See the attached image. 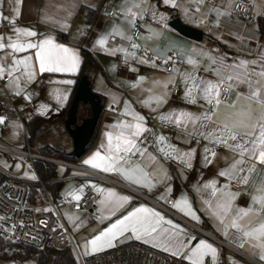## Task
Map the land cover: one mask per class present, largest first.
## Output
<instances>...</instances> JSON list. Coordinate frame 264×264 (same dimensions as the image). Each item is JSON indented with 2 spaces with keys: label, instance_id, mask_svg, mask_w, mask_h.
I'll use <instances>...</instances> for the list:
<instances>
[{
  "label": "crops",
  "instance_id": "1",
  "mask_svg": "<svg viewBox=\"0 0 264 264\" xmlns=\"http://www.w3.org/2000/svg\"><path fill=\"white\" fill-rule=\"evenodd\" d=\"M234 1L202 0L201 2V0H172V2L166 5L164 4V0H143L144 6L149 4L154 6L156 9V17L153 19L151 13H149L145 18L140 19V33L136 39L132 38V42L140 45L139 49H148L151 54L160 56L162 59H167V56L171 52H176L182 62L181 65H173L172 70H176L174 76L175 86L169 85L168 94L165 96L166 102L163 103H157L153 98L155 95L164 91L160 85H154L153 81H164L170 77V73L172 72V70L166 71L163 62H156L155 66L139 63V57L143 55L139 53V49L136 52V59L129 57L126 60L125 55L121 52L113 55L115 46L128 47L129 51H131L129 42L120 36L110 37L108 44L103 49L94 43L100 33L110 30L113 25L121 26L127 35L132 36L133 29L129 30V26L126 23L122 24L121 20L119 10L127 6L124 0H22L20 15L16 19L14 26L30 27L41 35H52L58 43H63L78 52L80 65L81 53L79 44H82L86 49L91 51L99 62V69L95 73L87 72L85 76L89 82L90 92L94 95L91 104L94 108H99L100 113L89 142L76 164L85 166L82 163L83 160L97 150L98 146L104 140V133L111 130V126L116 121L130 120L131 117L125 116L122 113L134 109L145 117L146 127L150 131L142 134V136H145L146 141H148L147 152L143 157H135L136 159L134 161L132 160V162H139L150 175L149 179L154 183L151 190L149 191L146 187L126 181L118 173H105L93 169L90 166L85 167L120 180L128 186L144 192L149 198L155 201L164 202L168 197H172L174 202L182 193H186L193 207L199 210L197 214L200 216V221H193L171 206L177 214L188 221V223L181 222L158 209L152 202L140 200L137 196L117 185L104 180L76 177L79 172L72 175L75 177L73 179H77L79 182L71 184V191H76L81 185H92L93 183L104 188H113L118 193L131 197V200L125 204V208L130 210V207H136L143 203L148 207L160 211L165 218L173 219L175 223L181 224L190 236L206 239L210 243H213L219 253L217 264H223V262L231 263L229 257L236 261L237 264H261L258 255L253 253L248 243H245L244 247H239L236 242L230 239L231 235L234 234V230H229V238H226L222 232L217 231L218 228H221V225L203 210L202 198L211 199L210 190L201 189L200 195H197V192L193 190L194 185H202L205 181L214 177L218 179L217 187L226 183L225 178L217 177V173L220 169L232 162L234 154L223 146H215L216 156L211 158L212 163L206 166L203 159V150L205 146L212 147V145L208 144L198 133L211 131L217 124L232 117L235 112L247 108L249 101L245 97L249 92L248 86L236 80L229 82L226 78L227 72H225L224 82L231 88V99L228 102H221L216 108L211 118L212 122L203 121L195 125L196 135H189V133L193 132L194 128L191 123L187 124V131H185L184 125L177 127L172 123V129L165 130L161 125L169 122L159 118L161 114L168 113L170 109H186L192 113H200L207 109L206 105L198 106L197 103L199 101L195 104H190L183 98L184 84L182 83V76L185 73H189L197 79L201 77L214 80L218 79V77H215L211 73L205 72L209 61L203 53L226 57L227 63L230 64L238 59L249 62L256 60L257 64L252 65L250 63L248 69L252 73L251 80L254 82V86L255 82L260 80V77L253 72V69L258 72L260 65L264 64V61L259 60L261 54L264 53V0L253 1V10L256 13V25L254 27H245L244 19L232 18L230 16L229 12ZM131 2L132 0H129V3ZM102 6L113 9L114 14L109 16L101 12L100 8ZM198 7L200 11H197ZM88 8L96 12L95 17L90 23H87L86 17ZM210 9H219L225 14L221 15L217 21L215 11H209ZM69 12L71 15L68 14ZM204 12H207L206 16L202 15ZM0 14L6 17L12 16L8 0H3L2 6H0ZM161 14L165 16L163 21L160 20ZM173 18H178L182 24L197 30L200 37L194 39L176 31L169 25L170 20ZM3 24H6V26L3 27ZM62 25H66V27H62ZM12 27L13 25L8 21L0 20V35H4L6 38L11 33ZM149 29L155 31L150 32ZM57 31L65 32L67 40L60 41L57 39L55 37V32ZM0 55H3V53L0 52ZM189 55L197 60L196 64L190 65L188 63ZM79 68L75 73L71 74H41L37 71L36 78L30 83L24 82V77L21 75L20 95L13 94V90L7 87L8 81L4 84L5 88H7H4V90L12 98H15V103H21L24 110L26 109L25 102L31 101L33 109L30 111L33 112L32 115L51 118L60 114L67 103L73 99L74 91L81 79V77H78ZM132 69H135V71H132ZM139 76L145 77V80L138 81ZM69 79L73 81L71 85L61 83V81ZM133 83H135V86H133ZM174 88H177L176 94H173ZM25 90L31 94L30 100L25 99ZM65 91L68 92V98L61 107L57 104L54 97L57 92L63 93ZM237 93L240 95L238 96ZM125 100L128 101L127 107L124 104ZM234 101L235 107L233 106ZM41 105H48L49 107L47 110H44ZM253 112L254 114L259 113V109L255 105H253ZM23 119L25 121V118ZM157 135H164L168 143L176 145L181 151H187L189 148L197 149L195 154L188 160L192 167H186L179 160L165 159L162 154L158 153L156 151L157 145L155 144V137ZM192 136L199 138L200 141L197 143L192 141ZM153 155L156 156L155 160L151 159ZM63 167L65 168V172L62 178L67 176L69 169L65 166ZM34 172L41 179L35 168ZM165 173L170 179H164ZM262 178H264V167L257 165L256 169L249 174L248 184H243L242 189L232 188L230 186L232 192L239 193L235 200L237 207H247L249 205L251 201L250 193L253 191L252 186L254 184L258 185ZM89 181L91 182L89 183ZM50 182L54 183L53 188H55V185L57 188L58 183L61 181L57 179V181ZM168 185H171V192L165 191ZM162 194L164 195V199H159ZM99 195L98 192L96 203L90 211L72 210V215L76 219V223H80V227L77 228L74 226L73 231H75V236L81 244L82 237H90L93 230L106 227L109 220L118 218L120 212L124 211V208H122L115 217H110L109 220H99L98 217L101 215L100 205L97 203ZM58 198H61V196ZM213 203H215L214 199ZM256 219L258 217L253 215L248 217L244 222L247 223V220L254 221ZM129 241L137 240L134 238L129 240L125 236L123 241L120 238L114 241V246ZM137 242L143 243L142 241ZM195 242L193 241V244ZM147 246L153 248L150 244H147ZM75 249L77 250L76 247ZM156 250L163 252L161 249ZM168 255L171 256L170 254ZM171 258L173 260L172 264H180L178 258L172 256ZM206 260L208 264H212L210 258H206Z\"/></svg>",
  "mask_w": 264,
  "mask_h": 264
},
{
  "label": "snow or ice",
  "instance_id": "2",
  "mask_svg": "<svg viewBox=\"0 0 264 264\" xmlns=\"http://www.w3.org/2000/svg\"><path fill=\"white\" fill-rule=\"evenodd\" d=\"M172 0H164V4H169ZM202 2V0H201ZM3 0H0L2 6ZM126 7L121 8L122 24H127L129 30L136 27V20L143 19L149 13L153 19L156 17V9L153 5L144 6L143 0H124ZM10 5L11 17L0 14V20L8 21L13 25L11 33L5 38L0 35V78L7 76L9 78L8 85L13 90L14 95L21 94V75L24 82L30 83L36 78L37 71L43 73H75L80 66V56L78 52L63 43H58L50 34L41 35L30 27H16L15 21L20 15L22 0H8ZM197 11H200L199 7ZM215 11L217 21L222 13L219 9H210ZM71 15V13H68ZM206 16L207 12L202 13ZM47 19V17H45ZM165 19L164 14L160 15V20ZM66 27V25H62ZM150 32L155 30L149 29ZM120 36L129 42L130 49L124 46H115L113 55L121 52L125 58L131 57L136 59V52L140 45L132 42V36L127 35L126 31L118 25H113L110 30L100 33L95 39V45L103 49L109 41L110 37ZM149 50L145 49L144 54L139 57L138 62L142 64H152L155 66L158 60L163 63H175L172 53L167 56V60L162 57L148 55ZM208 59V66L205 72L211 73L218 79H209L201 77L197 79L189 73L182 76L184 84L183 98L190 104L198 101L205 102L209 107L200 113H192L186 109H170L168 113L160 115V119L167 121L180 127L191 123L194 128L189 135H196L195 125L203 121L212 122V115L216 108L221 104L220 88L224 83V74L227 72V80H236L241 84H246L249 92L245 99L249 101L247 108L241 109L233 114L232 117L225 119L217 124L211 131L199 132L198 135L203 138L212 147L205 146L203 150V159L205 165L212 163V159L216 156L215 146H223L234 154V158L230 164L220 169L217 177L225 178L226 183L217 187L218 179L216 177L205 181L202 185H194L193 190L200 195L201 189L210 190L211 199H203L204 211L221 225L217 231L229 238V230H234V234L230 239L236 242L239 247H244L248 243L254 254L258 255L261 264H264V178L260 180L258 185L254 184L253 191L250 193L251 201L247 207H237L235 205L236 197L239 193L232 192L230 185L233 181L242 184H248L249 174H251L260 165L264 167V64L260 65L258 72H253L260 77V80L254 82L251 80L252 73L249 72L248 66L251 63L256 65L257 61L251 62L246 60H236L233 63H227L226 57L212 56L203 53ZM260 61H264V53L259 57ZM188 63L194 65L197 60L189 55ZM135 71V69H132ZM176 70L173 69L170 77L164 81L154 80V85H160L164 91L155 95L153 98L157 103L166 102L165 96L168 94V87L171 84L175 86L174 76ZM145 77L139 76L138 81H144ZM61 83L71 85L72 80H64ZM135 86V83H133ZM239 96L240 94L237 93ZM26 100L31 99V94L24 91ZM55 100L59 106H63L68 98V92H57ZM125 107L128 101H124ZM253 105L259 109L258 114H254ZM235 107V101L233 102ZM47 110L48 105H41ZM131 117L130 120H118L112 126L111 130L104 133V140L89 157L83 160V165L90 166L93 169L103 171L105 173H118L123 179L135 185L146 187L151 190L154 183L149 179V174L144 170L139 162L133 163L132 157H143L147 152L148 141H141L142 134L150 131L145 124V117L134 109L122 113ZM6 122V118L0 115V124ZM13 127L18 128L19 125L13 122ZM15 134V133H14ZM199 142V141H198ZM156 151L163 155L165 159L179 160L188 168L191 163L188 162L197 149L189 148L187 151H181L176 145L168 143L164 135L155 137ZM151 155V154H149ZM152 160L156 156H151ZM20 167V164H17ZM35 179V177H32ZM164 179H170L164 174ZM91 181H89L90 183ZM86 185H81L76 191H69L68 195L73 200L79 202L81 193ZM93 189L99 192V200L101 215L99 220H109L115 217L120 209L119 217L109 220L106 227L95 229L89 236L82 237V244L79 246L85 250V255L97 253L104 249L114 247V241L118 238L123 241L127 236L129 240L135 239L142 241L144 244H150L153 248L161 249L163 252L170 254L172 257L178 258L180 264H208L206 258H210L212 264H217L218 249L213 243L206 239H199L190 236L186 229L179 223H175L173 219H167L156 209L148 207L141 203L136 207L125 208V204L131 200L128 195L120 194L113 188H104L91 185ZM171 185L165 189L171 192ZM159 199H164L162 194ZM213 199L215 203H213ZM165 203H169L165 200ZM171 206L183 215L189 217L193 221L199 222L200 216L197 214L199 210L193 207L191 200L186 193H182L172 202ZM39 211V210H38ZM48 211V209H45ZM253 215L258 219L244 221ZM3 219V218H0ZM44 223V221H41ZM23 226V224H21ZM75 227L79 228L80 223H76ZM13 227H15L13 225ZM193 241H196L193 244ZM231 264H237L236 261L229 257Z\"/></svg>",
  "mask_w": 264,
  "mask_h": 264
},
{
  "label": "built area",
  "instance_id": "3",
  "mask_svg": "<svg viewBox=\"0 0 264 264\" xmlns=\"http://www.w3.org/2000/svg\"><path fill=\"white\" fill-rule=\"evenodd\" d=\"M253 1L235 0L229 12L230 16L244 19L245 27H254L256 25V13L253 10ZM100 11L109 16L114 14V10L106 6H102ZM5 26L6 24H3V27ZM139 33L140 19H137L132 38L136 39ZM144 52V49H139V53L144 54ZM172 53L176 52L170 54ZM148 55L152 56L153 54L149 51ZM173 59L175 63H164L166 71H171L173 65L182 64L177 53L173 56ZM157 62L162 61L158 60ZM8 80L7 76L0 78V87H3ZM230 92V86L224 82L220 88L222 102L230 101ZM176 93L177 88H174L173 94ZM0 105V115L6 118V122L0 124V130H4L7 123L18 122L21 124L24 136V145L21 148L5 142L0 134L1 155L15 160L25 158L29 160L32 166H34L35 161H42L72 168L79 172L76 177L104 180L117 185L137 196L140 200L152 202L158 209L175 219L188 223L172 209V197L166 199L169 203L152 200L144 192L132 188L120 180L45 153V149H51L65 155L73 154V142L63 123L50 122L36 126L32 131H29L24 119L16 110L11 95L5 90L4 93L0 94ZM197 105L209 107L203 101H199ZM25 106L28 110L33 109L31 101H26ZM161 127L169 130L172 129V124L165 123ZM140 139L146 141L145 136H141ZM191 140L196 143L200 141L195 136H192ZM135 159V157H132L133 161ZM37 183L41 185L42 191L40 186L36 185L38 192L32 195L29 185L36 184V182L32 183L21 179L10 170L0 166V218H3L0 219V264H172L173 260L168 254L137 241L125 242L85 257L81 256L75 249L71 233L58 212L52 196L45 187L46 183L41 179H38ZM230 186L232 188H243L242 183L235 181ZM97 197L98 192L91 185H86L79 202L69 197L71 209L74 211H90L94 207ZM45 209H48V211H45ZM41 221H44V223H41ZM71 245L75 249L76 258L73 254H63ZM226 264L231 263L227 262Z\"/></svg>",
  "mask_w": 264,
  "mask_h": 264
},
{
  "label": "rangeland",
  "instance_id": "4",
  "mask_svg": "<svg viewBox=\"0 0 264 264\" xmlns=\"http://www.w3.org/2000/svg\"><path fill=\"white\" fill-rule=\"evenodd\" d=\"M231 8H232V6H231ZM4 88H5V85L3 87H0V94L4 93ZM5 89H7V88H5ZM12 99H13L14 105H15L16 110L18 111L19 115L25 119L30 118V116L33 114V112L28 110L27 108L24 110L21 103H15L14 97ZM80 119H81V117H76L77 122L80 121ZM65 120L66 119L61 120V121H56V123H63L64 124ZM14 123L19 125V127L18 128L13 127L12 126L13 122L7 123L4 130L3 131L0 130V134H1L2 139L5 142L22 148L24 145L23 129L21 128L20 123H18V122H14ZM48 154H50V153H48ZM18 163L20 164V167H17ZM0 166L6 170H10L13 174H16L21 179L27 180V181L32 182V183L36 182V184L29 185V189H30V192L32 193V195H35L38 192V189L35 187L36 185H39L37 183L39 178L37 177V175L34 172V168L36 169V167H35V165L34 166L30 165L29 160H27L25 158H22L21 160H15V159H12L11 157L4 156V155L0 154ZM55 171H56V177L57 178L55 177V179L53 178V179H49V180H43L46 183L45 187L48 190L49 194L51 196H53V192L51 191V187H50L51 185L48 183L50 181H54V180L57 181V179L59 181H61L60 183H58V187H57L58 189L55 186V190H56L58 196L56 198L54 197L53 200L55 202V205L57 207L58 212L60 213L61 217L63 218L64 222L66 223V225H67V227L71 233V236H73L72 238H73V243H74L75 247L77 248L78 252L83 257H85V256H87V255H85V250L79 246L81 243L78 242L77 237L75 236V231H73V227L76 223V219H74V217L72 215V209H71V205H70V201H69V197H71V196L68 195V192L71 191V184H76L77 182H79V180L73 179L75 177L72 176L76 172L78 173V171L74 170L72 168H69L67 176L64 178H62L63 173L65 172V168L63 166H61L60 164H56L55 165ZM33 176L35 177V179L32 178ZM39 186H40V189L42 191L41 185H39ZM59 196H61V198H58ZM41 198H42V196H41ZM42 200H43V198H42ZM164 203H165V200H164ZM63 254L64 255H72L73 254L74 257L76 258V252H75V249L72 245L67 250H65L63 252ZM225 263H227V262H224V264Z\"/></svg>",
  "mask_w": 264,
  "mask_h": 264
},
{
  "label": "trees",
  "instance_id": "5",
  "mask_svg": "<svg viewBox=\"0 0 264 264\" xmlns=\"http://www.w3.org/2000/svg\"><path fill=\"white\" fill-rule=\"evenodd\" d=\"M95 13H96L95 10L89 9V8L87 9V11H86L87 23L91 22V20L95 17ZM55 37L57 39H59L60 41L67 40L66 33L62 32V31L55 32ZM79 47H80V53H81V65L79 68L78 77L80 78L82 76H85V74L87 72L95 73L99 69L100 65H99V62L96 59L95 55L91 51L86 49L82 44H79ZM71 101H72V99H71ZM71 101H69L67 103V105L63 109V111L60 114H58L57 116L47 118V117L32 115L30 118L25 119V124H26L27 128L29 129V131H32L36 126L45 125V124L50 123V122H56V121H61V120L66 119L69 115V111H70V107H71ZM90 116H91V105H89L87 103L84 104V103L80 102L78 104L76 117H81V119H83V118L90 117ZM44 152L50 153L51 155L59 157L61 159L70 160L74 163H77L78 158H79V157L74 156L73 154H70V155L64 154L63 155L60 152L59 153L54 152L50 149H45ZM35 167H36V170H37L39 177L42 180H49V179H53L56 177L55 164L37 161L35 163ZM48 184L51 185L50 186L51 191L53 192L52 198H54V197L56 198L58 196L57 192H56L55 188L52 187L54 185V183L49 182ZM223 264H224V262H223Z\"/></svg>",
  "mask_w": 264,
  "mask_h": 264
},
{
  "label": "water",
  "instance_id": "6",
  "mask_svg": "<svg viewBox=\"0 0 264 264\" xmlns=\"http://www.w3.org/2000/svg\"><path fill=\"white\" fill-rule=\"evenodd\" d=\"M169 25L185 36H189L194 39H198L200 37L197 30L185 24H182L178 18H173L172 20H170ZM93 97L94 95L90 92L87 77L82 76L74 91L69 115L64 122V128L69 133L73 142V155L76 157H80L83 154L85 147L92 135L93 128L96 125L97 119L99 117V108H94L91 104ZM80 102L91 105L92 114L90 117L83 118L82 120L77 122L76 113L78 104Z\"/></svg>",
  "mask_w": 264,
  "mask_h": 264
}]
</instances>
